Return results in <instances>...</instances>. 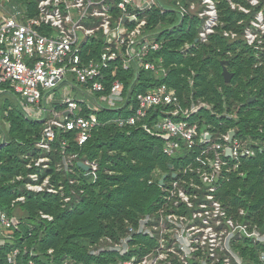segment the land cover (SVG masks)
I'll use <instances>...</instances> for the list:
<instances>
[{
  "label": "built area",
  "instance_id": "obj_1",
  "mask_svg": "<svg viewBox=\"0 0 264 264\" xmlns=\"http://www.w3.org/2000/svg\"><path fill=\"white\" fill-rule=\"evenodd\" d=\"M183 1L28 0L18 8L12 0H0V87L18 97L27 118L43 125L34 146L37 153L24 157L28 168L40 167L42 172L49 169L58 133L73 134L74 142L83 146L100 125L98 113L104 108L129 110L128 117L117 119L119 126H135L150 112H156V130L172 139L164 153L178 152L182 142L193 150L182 169L172 167L174 180L169 184L164 181L165 195L157 215L143 218L139 229L119 243L101 246L93 252L95 257L112 253L119 256L105 264H264L262 227L235 220L219 197L230 172L239 168L242 157H251L255 151L237 139L230 142V131L221 142H212L208 131L200 133L198 124L189 121L200 105L192 103L184 108L177 91L166 82L169 66L158 55L165 41L154 34L149 21L153 15L176 12L178 18L173 27L193 15L198 23L196 41H206L218 23L217 0ZM246 1L252 5L260 2ZM239 4L232 0L233 9L249 12L237 7ZM252 25L245 30V38L250 44H262V11ZM132 68L137 77L141 71H150L162 82L132 96L117 73ZM74 84L82 96L79 99L72 94ZM205 107L211 109L208 104ZM212 115L218 114L213 111ZM69 149L68 140L60 142L63 163L56 164L57 171L64 167L75 174L77 164L85 177L96 182L98 164L79 161L77 154H69ZM79 162L89 170L81 168ZM29 177L34 182L26 184L30 191L64 194V185L54 187L49 176L40 184L37 174ZM22 179L17 177L18 181ZM74 182L70 180L71 184ZM16 201H24V197ZM64 201H69V197ZM43 217L52 220L48 215ZM15 229L16 218L0 209V250L14 240ZM139 234L156 239L157 244L133 255L130 241ZM246 239L258 246V263L242 255ZM239 243L244 246L239 247ZM26 253V247L14 246L6 255V264H21ZM30 256L27 264H38L33 251ZM62 264L85 263L67 259Z\"/></svg>",
  "mask_w": 264,
  "mask_h": 264
},
{
  "label": "trees",
  "instance_id": "obj_2",
  "mask_svg": "<svg viewBox=\"0 0 264 264\" xmlns=\"http://www.w3.org/2000/svg\"><path fill=\"white\" fill-rule=\"evenodd\" d=\"M12 1L19 8L28 0ZM217 1L218 23L206 41H196L198 23L193 15L186 16L177 27H173L178 18L176 12L168 16L155 13L149 21L154 26V34L165 41L158 55L164 57L169 66L166 82L177 91L184 108L192 103L200 105L198 113L189 119L191 124L197 123L200 133L208 131L212 142L223 141L224 135L233 130L234 139L249 144L255 151L251 157H242L239 168L230 172L219 197L235 220L262 227L264 34L260 35L262 44H250L245 30L253 27L252 21L260 11L264 15V0L258 5L234 0L245 3L248 13L231 8L228 1ZM232 28L235 37L230 33ZM227 32L230 36L225 34ZM223 60L234 73L228 83L222 75ZM117 73L132 96L154 89L162 82L150 71H141L139 77L133 68L117 70ZM3 97L0 93V126L5 135V144L0 147V209L16 218L18 229L12 233L11 244L0 250V264H6V255L14 246L27 248L21 264H27L32 251L38 264H62L67 259L85 264L115 261L119 258L115 253L95 257L93 252L101 246L119 243L139 229L143 218L157 215L165 195V188L160 184L162 177L167 175V184L173 181L172 167L182 169L193 150L182 142L178 152L164 153L172 139L156 130V112H150L135 126H119L117 119L128 117L129 110L104 108L98 113L100 125L83 146L74 142L73 134H57L49 169L42 172L40 167L28 168L24 159L30 152L37 153L34 146L41 137L42 123L27 118L17 103ZM207 104L210 110L205 109ZM213 111L221 117L216 118ZM63 140L69 141V154H77L79 161L98 164L96 182L85 177L77 164L75 174L64 167L57 171L56 164L63 163L60 154ZM31 174L38 175V184L49 176L54 187L64 185V194L28 190L26 184L32 181ZM20 176L23 179L18 181ZM73 179L75 182L71 184ZM19 197H24V201H16ZM65 197H69V201H64ZM154 240L141 234L133 235L132 254L140 255L146 248H154L157 244ZM245 244L241 251L244 258L258 263L255 258L258 246L248 239ZM241 245L244 246L239 243V247ZM245 264L251 263L245 261Z\"/></svg>",
  "mask_w": 264,
  "mask_h": 264
},
{
  "label": "water",
  "instance_id": "obj_3",
  "mask_svg": "<svg viewBox=\"0 0 264 264\" xmlns=\"http://www.w3.org/2000/svg\"><path fill=\"white\" fill-rule=\"evenodd\" d=\"M225 64H226V60H223V61L221 62L222 69H223V70H222V75H223V78H224L225 82L228 83V82H230V81L232 80V77H233L234 73L230 72V71L228 70V68L226 67ZM234 136H235V132H234L233 130H231V131H230V142H232ZM3 145H4V143H2V144L0 145V147H2ZM78 165H79L81 168H83L85 171L89 170V167H88L86 164L82 163V162H79ZM166 177H167V175H164V176L162 177V179H161V181H160V184H161V185H164V181H165ZM261 231H262V233H264V224H263V226H262Z\"/></svg>",
  "mask_w": 264,
  "mask_h": 264
},
{
  "label": "rangeland",
  "instance_id": "obj_4",
  "mask_svg": "<svg viewBox=\"0 0 264 264\" xmlns=\"http://www.w3.org/2000/svg\"><path fill=\"white\" fill-rule=\"evenodd\" d=\"M225 1H228V3L231 5L232 4V0H225ZM234 2H236V1H234ZM244 7V8H246V10H248L249 11V9H248V7L244 4V3H240L239 5H237V7ZM233 7V5H231V8ZM236 9V8H235ZM243 9V8H242ZM238 11V10H237ZM239 23H242V21H240ZM233 28H235V27H233ZM232 28V31L230 32V33H234L233 31H234V29ZM229 31H230V29H228ZM226 34V33H225ZM229 36H230V34H228ZM197 39V38H196ZM252 40V39H251ZM250 43V42H249ZM74 86L77 88V85L76 84H74ZM76 88H74L73 89V92H72V94L74 95V96H76L78 99L79 98H81L82 96L80 95V94H78V90L76 89ZM59 92V91H58ZM10 100L11 101H17V96L16 97H13V96H10ZM221 117V115L220 114H218V115H216V118H220ZM229 118H230V116H228Z\"/></svg>",
  "mask_w": 264,
  "mask_h": 264
},
{
  "label": "crops",
  "instance_id": "obj_5",
  "mask_svg": "<svg viewBox=\"0 0 264 264\" xmlns=\"http://www.w3.org/2000/svg\"><path fill=\"white\" fill-rule=\"evenodd\" d=\"M74 88H76L75 86H73ZM0 93L1 94H4V97L3 98H8L9 100H10V96H13V97H16L14 94H12L10 91H3L2 89L0 90ZM78 94H80V91L78 92ZM19 99H18V97H17V101H11V102H13V103H17L18 104V106H19V101H18ZM5 114H7V112L5 111ZM1 127V126H0ZM1 133H0V145L2 144V143H4L5 144V135L3 134L4 133V129L1 127V131H0Z\"/></svg>",
  "mask_w": 264,
  "mask_h": 264
}]
</instances>
